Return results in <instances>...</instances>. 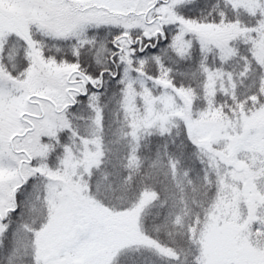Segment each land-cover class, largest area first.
<instances>
[{"label": "rangeland", "instance_id": "obj_1", "mask_svg": "<svg viewBox=\"0 0 264 264\" xmlns=\"http://www.w3.org/2000/svg\"><path fill=\"white\" fill-rule=\"evenodd\" d=\"M71 1L78 6L95 5L99 10L72 13L66 0H0L2 219L9 210H17L16 188L29 177L43 179L31 181L27 210L18 216L13 232L15 252L21 253V257L28 253L27 264H115L127 248L160 250L143 234L140 225L141 213L152 197L143 199L132 209L115 211L103 206L86 184L85 177L104 156L98 110L86 124L83 139L67 148L60 169L47 170L40 165L26 170L34 158L45 157L47 153L41 139L54 136L61 128L55 113L72 105L75 93L84 94L86 87L64 84L61 68L54 63H43L40 70L31 69L22 80L11 78L2 70V48L8 38L33 48V27L60 37L79 34L88 23L113 22L122 25L124 32L140 30L148 40L160 30L161 21L155 23L149 19V16L153 18L151 10L159 0ZM163 1L157 2L162 3L157 16L168 13L174 17L167 4H163L167 0ZM231 2L235 8L241 7L260 17L255 27L243 31L247 32L254 53L263 64L264 0ZM125 13L126 18L117 21ZM166 16L169 23L170 17ZM175 20L180 25L174 39L175 45L181 42L182 48H176L179 52L187 51L191 45L193 37L186 35L196 34L205 45L209 44L206 36L214 38L211 45L219 49L220 56H228L232 52L228 36L240 30L236 25L220 27ZM117 47L114 53L124 54L126 60L134 53L124 45L117 43ZM122 63L117 76L123 84V114L129 128L124 134H128L132 144L130 157H135L143 135L164 134L185 126L191 140L202 148L218 183L217 198L198 234L206 264H264V108L249 114L226 115L214 102L218 90H225V83L232 86L231 77L221 71L206 72L203 106L199 107L192 89L174 87L165 77L151 82L134 73L128 61ZM26 131L24 137L15 138ZM1 232L2 235L6 232L3 224Z\"/></svg>", "mask_w": 264, "mask_h": 264}, {"label": "trees", "instance_id": "obj_2", "mask_svg": "<svg viewBox=\"0 0 264 264\" xmlns=\"http://www.w3.org/2000/svg\"><path fill=\"white\" fill-rule=\"evenodd\" d=\"M66 1L72 13L99 10L95 5L78 6L71 0ZM163 4H167L174 16L166 14L170 17L169 23L166 15L160 16L162 26L168 24L164 27L166 39L160 38L155 48L148 47L143 52L132 48V42L138 37L146 43L143 32L138 29L124 32L122 25L113 22L88 23L79 34L60 37L33 27V48L13 38H8L2 48V70L11 78L22 80L31 69L40 70L43 63H54L61 68L64 84L88 90L86 95L73 91L75 105L55 113L61 128L54 136L41 139L47 153L45 157L34 158L26 170L40 165L47 170L60 169L67 148L83 139L86 124L98 110L104 156L85 177L90 193L103 206L115 211L132 209L143 199L152 197L141 213L140 225L143 234L160 250L127 248L116 258L115 264H206L198 234L217 198L218 183L202 148L191 140L182 125L164 134L143 135L135 157H130L132 144L128 134H124L129 128L123 114V84L119 76H114L115 69L109 60L115 52L114 41L118 39L116 44L134 51L127 60L124 54L114 57L119 69L123 61H128L134 73L151 82L165 77L174 87L192 89L199 107L203 106L206 72L221 71L231 77L232 86L225 83V90H218L214 102L226 115L249 114L264 108V63L257 59L247 32L243 31L255 27L260 17L250 15L241 7L235 8L231 0H169ZM160 5L162 3L151 10L153 18L149 16L155 23ZM126 15L120 14L117 21L125 19ZM175 18L198 25L238 26L239 32L228 36L232 52L222 57L219 49L211 45L214 38L206 36L209 44L205 45L196 34L186 35L193 37L187 51H177L181 42L175 45L174 39L180 25ZM41 178L37 176L35 180L41 181ZM32 180L27 178L24 186L16 191L17 210L8 212L4 219L0 216V227L3 224L6 229L5 234L0 233V264L28 263V253L21 257V253L15 252L13 232L18 216L27 210L26 199Z\"/></svg>", "mask_w": 264, "mask_h": 264}, {"label": "flooded vegetation", "instance_id": "obj_3", "mask_svg": "<svg viewBox=\"0 0 264 264\" xmlns=\"http://www.w3.org/2000/svg\"><path fill=\"white\" fill-rule=\"evenodd\" d=\"M157 2H164L163 0H159ZM155 18H160L158 16H156ZM154 20V19H153ZM158 23H160L159 20H157ZM160 38H162L163 40L166 39V33L163 27H160L159 31H155L154 33V38H152V40H148L146 39V43H143V39L142 38H137L134 43H132V48H142V49H146L147 47L151 46V45H156L159 43ZM115 48L117 49L118 47L115 46ZM85 92L87 93V90L85 89Z\"/></svg>", "mask_w": 264, "mask_h": 264}]
</instances>
